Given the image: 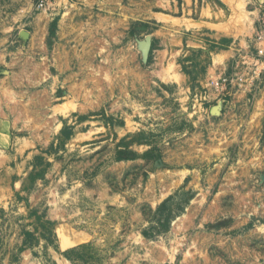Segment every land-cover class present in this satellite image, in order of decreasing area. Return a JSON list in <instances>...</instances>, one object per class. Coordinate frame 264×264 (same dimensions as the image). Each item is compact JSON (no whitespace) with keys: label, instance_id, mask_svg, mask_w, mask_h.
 <instances>
[{"label":"rangeland","instance_id":"1","mask_svg":"<svg viewBox=\"0 0 264 264\" xmlns=\"http://www.w3.org/2000/svg\"><path fill=\"white\" fill-rule=\"evenodd\" d=\"M48 2L0 0V264H264L256 35L213 91L177 59L184 115L151 36Z\"/></svg>","mask_w":264,"mask_h":264},{"label":"crops","instance_id":"2","mask_svg":"<svg viewBox=\"0 0 264 264\" xmlns=\"http://www.w3.org/2000/svg\"><path fill=\"white\" fill-rule=\"evenodd\" d=\"M91 1L79 3L85 5L89 14L91 8L112 13L106 16L110 18L109 25L114 26L112 30H130L137 25L139 33L151 36L152 45L159 47L152 76L165 84L177 85L174 96L177 94L180 99V113L184 115L202 113L216 92L205 97L197 92L188 104V79L177 59L187 58L185 64L200 87L210 86L213 91L212 82H217L228 68V74L235 70V57L250 46L264 10V0H116L115 6L106 0ZM105 14L98 15L104 19ZM201 100L207 101L199 104Z\"/></svg>","mask_w":264,"mask_h":264},{"label":"built area","instance_id":"3","mask_svg":"<svg viewBox=\"0 0 264 264\" xmlns=\"http://www.w3.org/2000/svg\"><path fill=\"white\" fill-rule=\"evenodd\" d=\"M37 1H38V8L40 10H45V11L48 10V8H49L48 0H37ZM255 42L260 43L259 44L260 47L258 49V57L264 59V10L262 13V17L259 20V27H258L257 32H256ZM260 61H261V59L258 60V63ZM220 84H221V89L223 91L227 92L228 85L230 84L229 79L226 77H223L222 79H220V81L218 83L219 87H220Z\"/></svg>","mask_w":264,"mask_h":264},{"label":"water","instance_id":"4","mask_svg":"<svg viewBox=\"0 0 264 264\" xmlns=\"http://www.w3.org/2000/svg\"><path fill=\"white\" fill-rule=\"evenodd\" d=\"M151 48H152V40H151L150 37H148L146 39V41L142 43V49H143V52H144L145 59H148V56H149L150 51H151ZM212 113L213 114H219V107H214L212 109ZM261 180H262V183H264V175L261 176Z\"/></svg>","mask_w":264,"mask_h":264}]
</instances>
